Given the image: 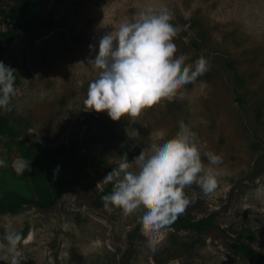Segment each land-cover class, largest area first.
Returning <instances> with one entry per match:
<instances>
[{"label": "rangeland", "instance_id": "obj_1", "mask_svg": "<svg viewBox=\"0 0 264 264\" xmlns=\"http://www.w3.org/2000/svg\"><path fill=\"white\" fill-rule=\"evenodd\" d=\"M15 3L0 0V31L9 27L3 11ZM164 6L179 26L175 53L184 52L185 63L204 55L208 71L135 117L113 121L106 112L85 108L88 84L98 75L87 60L98 52L100 37L138 19L147 7ZM42 11L55 25L23 32L3 62L18 82L0 108L9 124L0 137L6 161L0 189L44 198V182L22 153L23 147L32 153L37 142L85 155L91 180H72V166L61 161L66 189L53 208L0 212V257L7 254L9 232L21 235L19 264H249L231 247L242 236L264 254V0H44ZM181 121L206 142L205 165L204 151L222 156L214 166L216 190L204 195L196 184L185 188L197 199L182 214L193 220L214 216L217 226L201 234L169 226L145 234L137 210L109 212L95 191L112 188L100 182L121 155L133 161L140 146L174 136ZM21 159L29 168L17 174ZM149 238L155 250L147 246Z\"/></svg>", "mask_w": 264, "mask_h": 264}, {"label": "clouds", "instance_id": "obj_2", "mask_svg": "<svg viewBox=\"0 0 264 264\" xmlns=\"http://www.w3.org/2000/svg\"><path fill=\"white\" fill-rule=\"evenodd\" d=\"M172 15L167 6L147 7L138 19L125 20L100 37L98 52L87 60V66L98 70V75L88 84L85 108L106 112L113 121L135 117L149 103L162 95L173 96L208 71L209 61L204 55L185 63L187 55L175 53L177 41L173 34L179 26ZM14 73L0 62V108L6 107L14 94ZM205 143L181 121L171 138L140 146L133 161H129L127 153L121 155L119 163L100 182L112 184L110 193L101 196L104 209L128 212L139 207L145 234L171 225L197 199L195 192L189 196L185 188L196 184L204 195H209L218 186L214 166L222 163V156L204 151L208 162L205 165L201 158ZM5 165L0 158V167ZM28 168L29 162L22 159L15 163L17 174ZM4 239L7 254L0 259L19 264L17 247L21 235L9 232ZM146 244L155 250V240L149 238Z\"/></svg>", "mask_w": 264, "mask_h": 264}, {"label": "trees", "instance_id": "obj_3", "mask_svg": "<svg viewBox=\"0 0 264 264\" xmlns=\"http://www.w3.org/2000/svg\"><path fill=\"white\" fill-rule=\"evenodd\" d=\"M15 1V4L10 5L6 11H3L9 27L5 31H0V62H4L5 56L10 51L12 44L23 32L32 30L35 27H51L56 22L53 16L42 11L44 0ZM193 46L196 50H201V47L197 43L194 42ZM17 82L18 77L15 75V85ZM235 95L236 101L242 102L241 96L237 91H235ZM8 128V119L0 114V137ZM29 152L27 147L22 148V153L29 159L34 175L44 182V198L34 199L12 190L0 189L1 213H16L28 205L35 206L44 211L53 208L66 189V184L62 181L61 170L59 168L61 161H66L72 166L73 170L70 172L72 180L78 183H90L91 175L87 157L69 148L67 145L61 144L55 148H51L37 142L32 153ZM111 190L112 188L104 191H95L96 199L101 205H103L101 196L110 193ZM134 210L140 211L139 207ZM168 226L180 230H191L201 234L217 225L214 216L193 220L184 214H180L176 221ZM139 227H143L141 221ZM231 247L236 255L242 257L249 264H264V254L254 248L245 237L242 236L236 239Z\"/></svg>", "mask_w": 264, "mask_h": 264}]
</instances>
